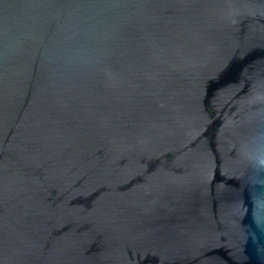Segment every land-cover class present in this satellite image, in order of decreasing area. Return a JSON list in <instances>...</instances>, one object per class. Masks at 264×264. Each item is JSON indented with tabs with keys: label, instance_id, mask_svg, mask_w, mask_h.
Wrapping results in <instances>:
<instances>
[{
	"label": "water",
	"instance_id": "water-1",
	"mask_svg": "<svg viewBox=\"0 0 264 264\" xmlns=\"http://www.w3.org/2000/svg\"><path fill=\"white\" fill-rule=\"evenodd\" d=\"M0 264H264V0H0Z\"/></svg>",
	"mask_w": 264,
	"mask_h": 264
}]
</instances>
